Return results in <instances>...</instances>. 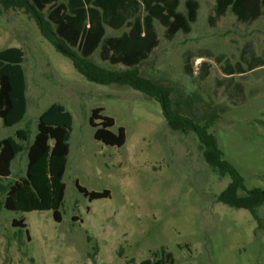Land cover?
<instances>
[{
    "label": "rangeland",
    "instance_id": "1",
    "mask_svg": "<svg viewBox=\"0 0 264 264\" xmlns=\"http://www.w3.org/2000/svg\"><path fill=\"white\" fill-rule=\"evenodd\" d=\"M186 1L181 0L179 12L186 13ZM197 1L199 17L191 33L179 32L169 41L156 21L160 44L135 69L142 78L173 91L174 112L201 125L211 121L210 132L244 177L247 190H264V78L245 82L247 102L234 106L218 87L223 73L215 60H210L211 75L204 81L198 77L203 60L193 61L194 76L184 69L190 51L207 49L233 63L244 54L248 60L262 56L264 17L244 24L228 12L211 27L215 1ZM128 31L107 27V36ZM9 48L25 53L28 113L12 128L0 120V141L26 130L30 145L40 116L54 104L72 114L73 130L62 222L55 221L53 211L4 210L0 195V264H141L168 253L173 255L168 264H264V228L256 234L258 223L248 210L219 201L231 178L220 177L207 165L194 134L168 126L158 102L126 85L89 80L43 37L35 19L0 5V51ZM91 61L109 71L128 70L102 61L99 51ZM96 108H104L103 114L115 120L113 132L125 128L124 147L95 139L90 119ZM27 163V153H21L5 184L25 177ZM77 183L90 192L109 190L111 197L91 202ZM259 214L264 225V208ZM22 219L29 236L13 227L14 220Z\"/></svg>",
    "mask_w": 264,
    "mask_h": 264
},
{
    "label": "trees",
    "instance_id": "2",
    "mask_svg": "<svg viewBox=\"0 0 264 264\" xmlns=\"http://www.w3.org/2000/svg\"><path fill=\"white\" fill-rule=\"evenodd\" d=\"M181 0H0L4 11H22L35 19L44 38L57 49L64 48L76 70L93 82L102 85L120 84L145 94L158 102L168 126L175 132L194 134L200 143L207 165L220 177L229 176V187L219 201L236 209L248 210L258 223L256 234L264 228L260 210L264 208V190H247L239 170L225 158L218 138L210 132L212 122L201 125L174 112L173 91L140 76L138 69L159 46L156 21L165 28L167 40L179 32L190 34L198 20L200 3L186 1V13L179 12ZM238 21L252 23L264 16V0H216L209 24L215 27L228 12ZM107 27L119 31V37H108ZM76 50V51H73ZM111 65H124L126 72H114L92 63L96 52ZM244 54V53H243ZM203 60L198 77L204 81L211 75L215 60L223 73L218 81L222 94L234 106L247 102L245 82L264 78V52L248 60L233 63L224 55L215 56L207 49L190 51L186 55L185 72L195 75L194 60ZM25 53L20 48L0 51V120L6 128L23 122L28 113L27 79L24 70ZM104 108H96L90 119L95 139L106 146L122 148L127 142L125 128L112 131L115 120L105 116ZM73 116L60 104L52 105L39 118L38 133L30 145L29 134L19 130L16 137L0 141V195L3 209L16 213L54 212L57 223L62 222L61 207L65 199L64 176L68 166ZM27 153L26 176L12 184H5L12 176V163L21 153ZM78 190L91 202L111 197V192H90L77 183ZM240 191L244 192L240 195ZM13 227L26 230L25 220H14ZM164 253V252H163ZM173 255L164 254L161 260L151 258L141 264H168Z\"/></svg>",
    "mask_w": 264,
    "mask_h": 264
},
{
    "label": "crops",
    "instance_id": "3",
    "mask_svg": "<svg viewBox=\"0 0 264 264\" xmlns=\"http://www.w3.org/2000/svg\"><path fill=\"white\" fill-rule=\"evenodd\" d=\"M196 1H197V0H196ZM214 1H215V2H214L213 12H214V8H215V5H216V0H214ZM198 2H199V1H198ZM199 3H200V2H199ZM180 5H181V4H180ZM199 11H200V9H199ZM229 12H230V11H229ZM212 14H213V13H211L210 16H211ZM226 15H227V14H226ZM210 16H209V17H210ZM198 17H199V12H198ZM224 17H225V16H224ZM224 17H223V18H224ZM262 17H264V16H262ZM262 17H260V19H261ZM223 18H222V19H223ZM222 19H221V20H222ZM221 20H220V21H221ZM258 20H259V19H258ZM258 20H256V21H258ZM197 21H198V20H197ZM220 21H219V22H220ZM256 21H254V22H256ZM219 22H218V23H219ZM239 22H240V21H239ZM254 22H252V23H254ZM218 23H217V24H218ZM241 23H242V22H241ZM194 24H195V23H194ZM244 24H250V23H244ZM216 26H217V25H216ZM247 46H248V45H246V47H247ZM200 60H201V59H200ZM2 140H3V139H2ZM13 163H14V162H13ZM13 163H12V166H13Z\"/></svg>",
    "mask_w": 264,
    "mask_h": 264
},
{
    "label": "water",
    "instance_id": "4",
    "mask_svg": "<svg viewBox=\"0 0 264 264\" xmlns=\"http://www.w3.org/2000/svg\"><path fill=\"white\" fill-rule=\"evenodd\" d=\"M60 50L63 52V53H67V51L64 49V48H60Z\"/></svg>",
    "mask_w": 264,
    "mask_h": 264
}]
</instances>
